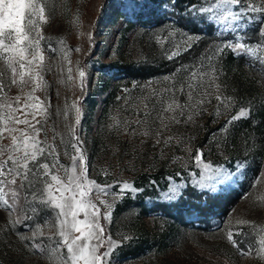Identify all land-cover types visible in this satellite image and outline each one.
Masks as SVG:
<instances>
[{
	"label": "rangeland",
	"instance_id": "1",
	"mask_svg": "<svg viewBox=\"0 0 264 264\" xmlns=\"http://www.w3.org/2000/svg\"><path fill=\"white\" fill-rule=\"evenodd\" d=\"M243 3L264 7V0ZM45 17L42 60L34 62L43 79L39 87L17 83L0 92V129L32 135L8 119H24V112L42 127L41 146L55 149L45 179L57 195L52 175L66 183L80 174L72 168L80 153L70 147L79 138L95 182L89 187L107 188L91 200L108 264H264V253L242 254L250 245L258 249L264 236V152L248 166L259 139L256 106L264 103V93L249 95L250 81L261 79L248 67L264 58V48L255 51L264 44V14L220 0H47ZM245 42L253 52L235 48ZM0 71L11 78L2 60ZM17 96L22 111H15ZM12 135L20 132L0 138V160L12 153ZM28 182L18 177L5 186L18 199L9 195L11 209L0 204V264H53L39 249L52 247L56 214L32 211L39 203ZM229 232L239 233L235 244Z\"/></svg>",
	"mask_w": 264,
	"mask_h": 264
},
{
	"label": "snow or ice",
	"instance_id": "2",
	"mask_svg": "<svg viewBox=\"0 0 264 264\" xmlns=\"http://www.w3.org/2000/svg\"><path fill=\"white\" fill-rule=\"evenodd\" d=\"M221 3L240 6L243 4V11L247 12H261L264 14V7H257L255 4H244L243 0H220ZM47 7V0H0V60L3 61L5 68L10 70L12 76L6 80L5 72L0 71V92H4L10 85L17 83L23 87L26 83H34L36 87L40 85L36 83L37 80H42L43 77L40 71L42 65H35L34 62L40 55L41 41L44 39L38 31L42 22L46 23L45 10ZM199 12L206 11L201 8ZM211 11V8L207 9ZM231 15V13H229ZM237 18H242L238 16ZM261 35H264V28L261 29ZM226 47H233L231 44H226ZM236 49H244L251 53L254 51L247 42L237 44ZM264 48V44L257 43L256 52ZM174 53L173 55H177ZM172 58L171 56L169 57ZM260 57L258 56V59ZM199 73L192 71L190 79H195ZM18 76V80L17 77ZM25 76H28L29 81H25ZM81 78L84 73L80 72ZM190 89L193 87L191 83L187 85ZM35 91V88L33 89ZM191 98V97H189ZM19 96L16 97L17 108L15 111H22L19 108ZM29 100L38 99L31 95ZM217 99H220L217 97ZM179 106V105H177ZM7 107L12 108L9 104ZM38 109L40 105L33 103L31 105L25 104L24 108ZM169 109L172 105L168 106ZM79 112V109H77ZM25 118L19 119L9 114L8 119L15 124H24L33 133L29 135L26 130H18L16 128L0 129V138L3 137L5 131L10 134L13 132H20L19 137L12 135V153L6 159L0 160V204L6 208L11 209L13 205L9 202V195L13 200L18 199V192L15 189L9 192L5 191L6 185H15L18 177H23L24 180L29 181L26 188L33 200L39 203V207H33L32 211L39 214L40 211L49 210L55 211L56 226L58 228L57 236L48 237L52 241L51 249L40 248L41 251H48L50 258H53L55 264L54 254L59 256V264H108L109 250L101 252L104 247L105 237L104 228L100 223L99 207L91 200V195L95 193H106L107 188H90L94 185V181L88 180L87 165L84 161L82 149V142L79 138H75L76 142L70 147L77 153L78 156L72 157V168L75 170L80 168V174L68 176L67 182L59 180L56 175L51 176V181L56 182L57 187L55 193L53 191L52 183H49L45 177L50 170V164L47 160L48 156H52L55 149L46 151L41 146V142L37 139L41 128H37L32 124L27 116L28 112L23 113ZM33 120H35L36 113H31ZM244 115L243 111L241 116ZM238 116H233L232 119H238ZM78 122V120H77ZM230 122V121H229ZM40 121H36L39 124ZM15 153H20L15 155ZM0 155H3V150L0 149ZM43 157V160H39ZM55 158V157H54ZM202 154L197 155L196 160L200 162ZM31 165V166H30ZM209 167L205 165V168ZM29 176L33 177L29 180ZM43 185V187H41ZM127 187V185L125 186ZM39 193V195H37ZM46 194V195H45ZM83 214V218L80 215ZM109 216L105 215L104 219ZM243 227V224H241ZM39 231V229H38ZM43 235V233H40ZM239 233L229 232L228 239L234 244V236ZM35 236V233H34ZM255 243L259 244V248L249 246L247 251L242 250V254H257L264 253V236ZM38 247L37 245H33ZM112 244L109 241V249Z\"/></svg>",
	"mask_w": 264,
	"mask_h": 264
},
{
	"label": "trees",
	"instance_id": "3",
	"mask_svg": "<svg viewBox=\"0 0 264 264\" xmlns=\"http://www.w3.org/2000/svg\"><path fill=\"white\" fill-rule=\"evenodd\" d=\"M248 72L249 73H254L257 75L256 80L258 81L259 79H261L260 81H258V84H255L253 81H250V84L248 86V92L250 97H259L260 93H264V58L261 59V61L259 62L257 60V62H253L251 63V65L248 67ZM263 79V80H262ZM261 83V84H260ZM260 84V85H259ZM256 101V100H255ZM257 102V101H256ZM256 110H257V117H258V124L255 127L256 131H257V135L259 136L258 142L256 144V146L253 148H251L252 150L250 151V157H251V161L250 164H248V166H254V161L255 163H259V161H261V159L263 160V152H264V138H263V134H264V103H258L256 106ZM250 120L246 119L244 121V123H246V125H250V129L252 130L253 127L250 124ZM249 128V127H248ZM250 132L246 133V139L249 142L250 140ZM251 168V167H250ZM251 174V172H249V175Z\"/></svg>",
	"mask_w": 264,
	"mask_h": 264
}]
</instances>
